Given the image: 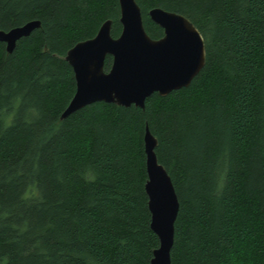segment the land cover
Listing matches in <instances>:
<instances>
[{
  "label": "trees",
  "instance_id": "obj_1",
  "mask_svg": "<svg viewBox=\"0 0 264 264\" xmlns=\"http://www.w3.org/2000/svg\"><path fill=\"white\" fill-rule=\"evenodd\" d=\"M136 1L152 38L154 7L191 20L204 67L144 108L62 119L67 51L108 19L118 37L119 0H0V30L41 21L11 53L0 42V264H150L147 126L180 202L171 264H264V0Z\"/></svg>",
  "mask_w": 264,
  "mask_h": 264
},
{
  "label": "water",
  "instance_id": "obj_2",
  "mask_svg": "<svg viewBox=\"0 0 264 264\" xmlns=\"http://www.w3.org/2000/svg\"><path fill=\"white\" fill-rule=\"evenodd\" d=\"M119 5L122 30L118 37L112 36L113 21L108 19L95 36L78 41L67 51L65 59L73 68L76 90L62 119L94 102L144 108L147 98L156 92L166 96L189 86L204 67V37L186 16L161 7L150 9L151 20L164 31L160 38H152L145 30L137 1L119 0ZM40 27L41 21L35 19L0 30V42L6 43L11 53L18 40ZM108 55L113 62L105 71ZM144 143L150 225L159 238L150 264H171L180 202L170 174L158 161L157 139L148 126Z\"/></svg>",
  "mask_w": 264,
  "mask_h": 264
},
{
  "label": "bare ground",
  "instance_id": "obj_3",
  "mask_svg": "<svg viewBox=\"0 0 264 264\" xmlns=\"http://www.w3.org/2000/svg\"><path fill=\"white\" fill-rule=\"evenodd\" d=\"M197 76V75H196Z\"/></svg>",
  "mask_w": 264,
  "mask_h": 264
}]
</instances>
